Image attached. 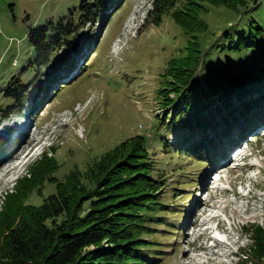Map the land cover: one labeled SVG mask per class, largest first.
I'll return each instance as SVG.
<instances>
[{"label":"rangeland","instance_id":"obj_1","mask_svg":"<svg viewBox=\"0 0 264 264\" xmlns=\"http://www.w3.org/2000/svg\"><path fill=\"white\" fill-rule=\"evenodd\" d=\"M82 1L0 0V142L3 137H11V142L4 146L3 141L0 146V212L6 204L5 196L15 191L19 197L9 202L6 214L23 203L39 210L58 190L71 198V191L65 190L72 180H66L79 176L93 190L89 196L82 197L83 200L73 196L76 204L71 199L76 216L84 218L93 209L86 201L98 190V185L90 181L93 174L98 175L96 165L102 159L112 158L117 147L126 140L141 135L147 137L149 149L154 151L151 171L152 179L157 182L153 200L156 204L148 207L149 212H144L150 233L137 240L144 243L138 246L147 260L152 264H264V260L258 261L252 252L257 230L259 226L264 228V134H260L263 126L252 128L257 121L254 113L263 109L258 99L264 97V89L259 90L256 97L247 93L245 98V105L253 107L250 112L253 123L242 115V106L238 104L241 100L232 97V112L225 121L236 124L225 134L220 130L214 134L210 127L207 129L208 138L213 139V144L208 143L207 154L217 150L216 159L227 149L225 143L230 141L231 146L232 136L237 133L241 136L245 129L252 128L253 134L257 130L261 135L247 151L256 155L247 165L253 167L238 168L232 175H223L218 182L220 189L212 190L214 172L207 180L210 163H200V160H209L213 153L186 158L174 151L183 146L181 132L159 137L154 133L158 120L171 113L163 106L166 90L161 86L162 74L171 58L182 55V62L176 64V69H181L186 61L195 57L189 38L193 47L205 49L212 42L215 46L222 43L221 34L226 31L249 29L252 20L262 19L259 25L264 26V0L253 1L238 11L229 8V0H216L218 4L214 6L189 0L190 7L186 11L191 9L195 13L204 5L205 10L200 14L208 31L201 33L200 38L197 34L191 37L186 34L168 13L160 26L154 25L152 12L156 0H118V4L124 6L118 16H115L117 11L113 13L114 8L108 13L103 12L104 6H101L96 13L101 15L100 22L82 28L78 44L83 49L81 53L62 48L47 69L36 66V53L27 36L30 30L68 18L71 11L76 15ZM187 15L184 14L189 20ZM101 33H104L102 39L99 38ZM118 38L121 42L116 43L113 50V42ZM70 58L77 74L61 84L58 78L66 72L60 74V70L66 67L59 63ZM52 67H58V77L52 76L55 69L51 70ZM52 79L56 80L49 83ZM15 80L27 87L24 110L28 105L33 108L25 112L19 110L21 105L16 106V112L5 119L1 110L13 104L5 95L6 89ZM169 81L173 82L172 78ZM42 87L46 88V93L42 92ZM46 102L51 103L45 105ZM219 107L222 108L221 104ZM212 114L217 115V110ZM210 115L207 112L204 118L210 121ZM25 124L28 128L24 135L20 132L22 129L16 132L17 127ZM160 141L170 142L174 150L165 152ZM35 147H39L37 152ZM10 157L13 159L9 160ZM47 167H50L48 175ZM36 176L40 184L35 187L25 188L26 183L12 186L17 178L33 181ZM230 181L235 186H228ZM212 205L215 209L210 208ZM208 212L212 214L206 216ZM55 221L58 225L63 219ZM217 223H220L218 228Z\"/></svg>","mask_w":264,"mask_h":264},{"label":"trees","instance_id":"obj_2","mask_svg":"<svg viewBox=\"0 0 264 264\" xmlns=\"http://www.w3.org/2000/svg\"><path fill=\"white\" fill-rule=\"evenodd\" d=\"M105 1L83 0L76 18L71 11L68 18H61L55 24L51 22L31 29L27 36L36 53L35 65L39 68L48 67L60 49H76L73 39L83 27L96 22L97 10ZM253 1L256 0H229L228 6L231 10L238 11L240 7L248 6ZM198 2H208L213 6L218 4L216 0ZM117 4L115 0L109 1L111 7ZM154 5L152 23L156 26L162 24L165 18L163 16L168 13L190 37L197 34L200 38L208 31L207 23L202 21L200 14L205 10L204 5L198 7L195 13L191 9L186 11L190 7L189 0H156ZM123 8V5L117 8L116 16ZM184 14L189 16V20ZM261 20H252L249 29L222 33L223 41L217 43V46L212 42L208 48H195L189 38L195 57L186 61L181 69H176V64L182 62V55L171 58L161 78V86L166 90L163 106L165 109L169 108L171 113L163 120H158L154 133L159 137L181 132L182 139L186 140L183 148L186 155L184 150H174L170 142L160 141L165 152L174 150L187 157L191 152L203 155L202 150L209 141L200 145L188 138H192L197 131L205 133L206 127L214 126V123L220 132H225L234 125L235 122L229 124L225 121L232 112V97L241 100L238 104L247 117L245 112L249 107L243 106L247 102V93L264 89V26L259 25ZM69 61L73 62L71 58ZM26 88L19 80H15L6 89L5 95L13 100V104L1 110L3 118L13 114L18 108L16 106L21 105L19 110H24ZM159 92L161 95V91ZM171 94L174 96L171 97ZM216 101L222 108L218 105L214 107ZM258 101L259 106L264 108V97ZM213 108L217 110V115L211 117L210 123L204 115ZM163 127L166 128L161 131ZM121 145L114 151L116 153L112 158L102 159L96 165L98 178L93 174L90 181L92 185H98V190L92 199L86 201L93 209L84 218L76 216L71 199L76 204L73 196L76 195L77 199L85 198L93 190L79 176H71L66 180H72L70 186L66 187L68 190H65L68 193L71 191V198L58 190L39 210H33L23 203L6 214L9 202L19 197L18 192L15 195L16 191L11 195L7 194L6 204L0 212V264H152L139 249L138 245L144 243L137 240L150 233L149 223L145 219L147 214L144 212H149L148 207L156 204L153 200L156 198L154 193L157 191V182L152 179L151 171V153L154 151L149 149L147 137L141 135L134 136ZM47 168L46 175L50 173V167ZM20 180L17 185L26 183L25 188L40 184L38 176L33 181ZM54 218H62L63 221L57 225ZM257 232L252 252L255 259L263 261L264 228L259 226Z\"/></svg>","mask_w":264,"mask_h":264},{"label":"bare ground","instance_id":"obj_3","mask_svg":"<svg viewBox=\"0 0 264 264\" xmlns=\"http://www.w3.org/2000/svg\"><path fill=\"white\" fill-rule=\"evenodd\" d=\"M73 60V59H72ZM66 69V68H65ZM63 71H66V70H63ZM67 72V71H66ZM27 128H28V126L25 124V125H22L21 127H17V130H16V125H15V130H16V132H18L20 129H24L25 131L27 130ZM20 132H22V131H20ZM35 142H36V140H35ZM34 144H37V142L36 143H34ZM36 146H38V145H36ZM36 148V147H35ZM38 148V147H37ZM36 148V149H37ZM37 152V151H36ZM37 154V153H36ZM38 155V154H37ZM22 157V156H21ZM21 157H19L16 161H18V160H20V158ZM10 159H13V157H10L9 158V160ZM219 179V178H218Z\"/></svg>","mask_w":264,"mask_h":264}]
</instances>
